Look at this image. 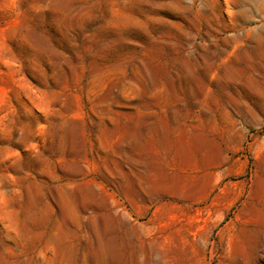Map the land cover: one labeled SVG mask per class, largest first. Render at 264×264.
<instances>
[{"label": "rangeland", "instance_id": "rangeland-1", "mask_svg": "<svg viewBox=\"0 0 264 264\" xmlns=\"http://www.w3.org/2000/svg\"><path fill=\"white\" fill-rule=\"evenodd\" d=\"M0 264H264V0H0Z\"/></svg>", "mask_w": 264, "mask_h": 264}]
</instances>
